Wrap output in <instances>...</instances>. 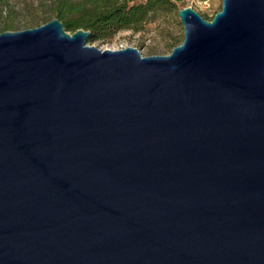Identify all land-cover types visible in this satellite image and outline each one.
Returning a JSON list of instances; mask_svg holds the SVG:
<instances>
[{
  "label": "water",
  "instance_id": "water-1",
  "mask_svg": "<svg viewBox=\"0 0 264 264\" xmlns=\"http://www.w3.org/2000/svg\"><path fill=\"white\" fill-rule=\"evenodd\" d=\"M178 15L163 55L0 32V264H264V0Z\"/></svg>",
  "mask_w": 264,
  "mask_h": 264
},
{
  "label": "rangeland",
  "instance_id": "rangeland-1",
  "mask_svg": "<svg viewBox=\"0 0 264 264\" xmlns=\"http://www.w3.org/2000/svg\"><path fill=\"white\" fill-rule=\"evenodd\" d=\"M144 0H135L143 2ZM222 0H178L176 7L168 12H161L146 22L140 30L123 29L105 40L86 41L100 49H119L126 46L136 47L143 56L168 54L174 44L183 41V24L178 10L190 6L204 18L210 20L221 9ZM54 17L51 0H0V32L22 30L44 23Z\"/></svg>",
  "mask_w": 264,
  "mask_h": 264
},
{
  "label": "trees",
  "instance_id": "trees-1",
  "mask_svg": "<svg viewBox=\"0 0 264 264\" xmlns=\"http://www.w3.org/2000/svg\"><path fill=\"white\" fill-rule=\"evenodd\" d=\"M178 0H51L54 17L65 29L74 32L79 28L89 30L87 41L111 38L123 29L140 30L158 13L171 11ZM9 26L1 29L5 31ZM174 44L172 47H174Z\"/></svg>",
  "mask_w": 264,
  "mask_h": 264
}]
</instances>
